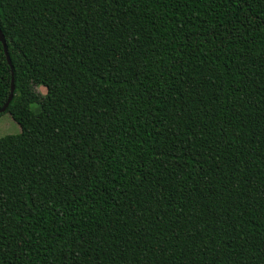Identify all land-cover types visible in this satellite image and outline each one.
<instances>
[{
	"label": "trees",
	"instance_id": "obj_1",
	"mask_svg": "<svg viewBox=\"0 0 264 264\" xmlns=\"http://www.w3.org/2000/svg\"><path fill=\"white\" fill-rule=\"evenodd\" d=\"M0 29V264H264V0H0Z\"/></svg>",
	"mask_w": 264,
	"mask_h": 264
},
{
	"label": "rangeland",
	"instance_id": "obj_2",
	"mask_svg": "<svg viewBox=\"0 0 264 264\" xmlns=\"http://www.w3.org/2000/svg\"><path fill=\"white\" fill-rule=\"evenodd\" d=\"M38 91L45 93L43 88H39ZM20 132V126L11 118L10 114L5 113L0 116V138L8 135H18Z\"/></svg>",
	"mask_w": 264,
	"mask_h": 264
},
{
	"label": "water",
	"instance_id": "obj_3",
	"mask_svg": "<svg viewBox=\"0 0 264 264\" xmlns=\"http://www.w3.org/2000/svg\"><path fill=\"white\" fill-rule=\"evenodd\" d=\"M0 42L3 45L4 53L6 55L7 62L11 66V70L13 71V66H12V62H11V59H10V56H9V53H8V48H7L6 40H5V37H4L1 29H0ZM12 75L14 76V74H12ZM14 93H15V85H14V78H13L12 79L11 92H10L9 98H8L6 104L0 109V115L1 114H4L8 110V107H9L10 103L14 99Z\"/></svg>",
	"mask_w": 264,
	"mask_h": 264
}]
</instances>
